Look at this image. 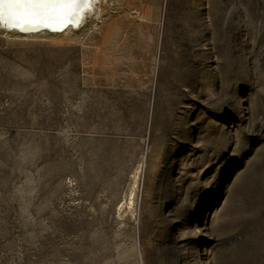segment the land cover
Returning a JSON list of instances; mask_svg holds the SVG:
<instances>
[{
	"label": "rangeland",
	"instance_id": "374dc122",
	"mask_svg": "<svg viewBox=\"0 0 264 264\" xmlns=\"http://www.w3.org/2000/svg\"><path fill=\"white\" fill-rule=\"evenodd\" d=\"M0 29V264H264V0H101Z\"/></svg>",
	"mask_w": 264,
	"mask_h": 264
},
{
	"label": "bare ground",
	"instance_id": "6f19581e",
	"mask_svg": "<svg viewBox=\"0 0 264 264\" xmlns=\"http://www.w3.org/2000/svg\"><path fill=\"white\" fill-rule=\"evenodd\" d=\"M101 0H90L84 7L73 4L33 5L0 0V29L21 36L62 34L71 32L85 21L87 15L97 13Z\"/></svg>",
	"mask_w": 264,
	"mask_h": 264
},
{
	"label": "snow or ice",
	"instance_id": "6c2138e0",
	"mask_svg": "<svg viewBox=\"0 0 264 264\" xmlns=\"http://www.w3.org/2000/svg\"><path fill=\"white\" fill-rule=\"evenodd\" d=\"M11 3H27L33 5H49V4H73L77 7H84L85 4L89 3L90 0H9ZM2 19V14H0Z\"/></svg>",
	"mask_w": 264,
	"mask_h": 264
}]
</instances>
